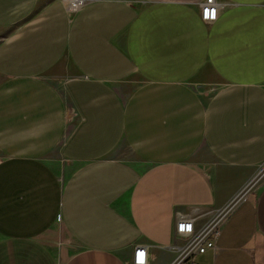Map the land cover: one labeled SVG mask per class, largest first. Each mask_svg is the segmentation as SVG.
Segmentation results:
<instances>
[{"label":"crops","instance_id":"0c3cea01","mask_svg":"<svg viewBox=\"0 0 264 264\" xmlns=\"http://www.w3.org/2000/svg\"><path fill=\"white\" fill-rule=\"evenodd\" d=\"M0 0V264H173L180 213L264 166V0ZM185 264H264V176Z\"/></svg>","mask_w":264,"mask_h":264},{"label":"built area","instance_id":"2783aa9c","mask_svg":"<svg viewBox=\"0 0 264 264\" xmlns=\"http://www.w3.org/2000/svg\"><path fill=\"white\" fill-rule=\"evenodd\" d=\"M71 1V0H70ZM69 1L68 10L75 13L83 6L86 0L80 1L78 8H73ZM219 4L216 0L202 2V18L212 21L217 18ZM264 176V166L257 177L251 181L230 203L217 210H207L202 213H180L175 225L176 234L184 239V245L177 247L178 256L173 264H185L198 253H204L213 248L222 226L225 224L233 210L247 198L248 193L254 188L260 177ZM130 264H147L146 247H137Z\"/></svg>","mask_w":264,"mask_h":264},{"label":"bare ground","instance_id":"6f19581e","mask_svg":"<svg viewBox=\"0 0 264 264\" xmlns=\"http://www.w3.org/2000/svg\"><path fill=\"white\" fill-rule=\"evenodd\" d=\"M80 1L82 0H71L70 2L73 8H78Z\"/></svg>","mask_w":264,"mask_h":264},{"label":"rangeland","instance_id":"374dc122","mask_svg":"<svg viewBox=\"0 0 264 264\" xmlns=\"http://www.w3.org/2000/svg\"><path fill=\"white\" fill-rule=\"evenodd\" d=\"M69 1H70V0H65V2H66L67 5L69 4ZM67 9H68V6H67Z\"/></svg>","mask_w":264,"mask_h":264}]
</instances>
